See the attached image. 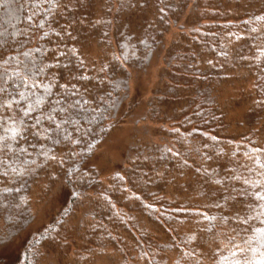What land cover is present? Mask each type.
Wrapping results in <instances>:
<instances>
[{"label":"trees","instance_id":"16d2710c","mask_svg":"<svg viewBox=\"0 0 264 264\" xmlns=\"http://www.w3.org/2000/svg\"><path fill=\"white\" fill-rule=\"evenodd\" d=\"M0 88V248L61 204L4 264H264V0H0ZM126 116L160 141L101 181Z\"/></svg>","mask_w":264,"mask_h":264},{"label":"rangeland","instance_id":"374dc122","mask_svg":"<svg viewBox=\"0 0 264 264\" xmlns=\"http://www.w3.org/2000/svg\"><path fill=\"white\" fill-rule=\"evenodd\" d=\"M161 67L162 64L159 61L151 69L148 76H135L130 82V97L135 98L137 102L141 101V106L144 108L148 106L152 89L156 86L157 80H159L158 74H160ZM230 90L234 91V89ZM136 109L134 105L130 111H135ZM237 113H241L239 108L236 109ZM127 116L125 120H122L119 127L109 135V138L100 146L99 150L89 161V166L98 173L101 181H105L109 174L126 160L128 154L132 153L133 144L138 140L153 139L154 141H160L161 136L153 130L154 126L151 120L137 126ZM53 192L56 193V191ZM45 199L43 201L38 195L33 197L31 207L34 221L17 239L0 248V258H2L0 264L10 262L17 255L23 241L44 225L52 211L60 208L59 199H54L51 196L49 198L45 197ZM103 264H106V262H103Z\"/></svg>","mask_w":264,"mask_h":264},{"label":"snow or ice","instance_id":"6c2138e0","mask_svg":"<svg viewBox=\"0 0 264 264\" xmlns=\"http://www.w3.org/2000/svg\"><path fill=\"white\" fill-rule=\"evenodd\" d=\"M24 76H27L29 79H31V73L30 72H25ZM24 76L20 77V84L22 87H29L27 85V81L25 80ZM31 87H39L38 85L35 84V82H33V85ZM29 90H31V88H29ZM0 92H6V89H2L0 88ZM17 95L21 98L20 100L18 99H14L12 97L11 93H8L6 96H0V108H3L5 110V112H7L8 110L12 109L13 105H17L18 106V111H19V106L21 105V100H29L30 98L28 96H26L25 92L20 91L17 93ZM36 108H40L41 111H46V108L44 107V102L41 99H37L34 103H29L27 106V110H25L23 112L24 116H27L29 113H31L32 111H34ZM17 115H13L12 118L13 120H15L17 118ZM41 119L42 117L38 116L35 119V124L39 125L41 123ZM47 119L49 121H51L53 119L52 114L48 113ZM21 123H23V121H21ZM60 125L57 124L56 128H59ZM16 135H19V133H16ZM261 199H264V196L261 197Z\"/></svg>","mask_w":264,"mask_h":264}]
</instances>
